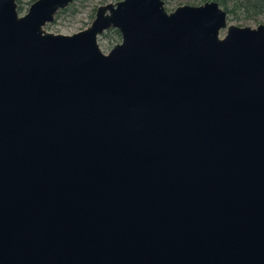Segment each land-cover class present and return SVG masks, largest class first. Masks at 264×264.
Returning a JSON list of instances; mask_svg holds the SVG:
<instances>
[{
	"label": "water",
	"instance_id": "obj_1",
	"mask_svg": "<svg viewBox=\"0 0 264 264\" xmlns=\"http://www.w3.org/2000/svg\"><path fill=\"white\" fill-rule=\"evenodd\" d=\"M72 1L0 0V264H264V23Z\"/></svg>",
	"mask_w": 264,
	"mask_h": 264
},
{
	"label": "rangeland",
	"instance_id": "obj_2",
	"mask_svg": "<svg viewBox=\"0 0 264 264\" xmlns=\"http://www.w3.org/2000/svg\"><path fill=\"white\" fill-rule=\"evenodd\" d=\"M119 0H77L75 3L74 8H76V12L74 14L64 13L61 14L59 17L55 18L53 22L47 24L45 26V29L47 31L53 32V33H61V34H73L77 31H80L87 26L90 25L94 18L95 10L98 6L106 3H115ZM164 6L167 11H172L176 7L184 4L189 5H200L204 2L199 3L198 0H163ZM31 2H28L27 0H24L22 2V9L20 14H24ZM228 24H235L238 26H250V27H256L259 23H264V17H259L255 20L250 21H235L232 19H227ZM225 29L221 30L220 35L222 36L225 33ZM121 40V39H120ZM120 40L117 41H111L108 37H104L101 35L98 38V43L101 48V50L104 53H107L113 45L120 42Z\"/></svg>",
	"mask_w": 264,
	"mask_h": 264
},
{
	"label": "trees",
	"instance_id": "obj_3",
	"mask_svg": "<svg viewBox=\"0 0 264 264\" xmlns=\"http://www.w3.org/2000/svg\"><path fill=\"white\" fill-rule=\"evenodd\" d=\"M24 0H16L17 10L20 13L22 9V2ZM33 2L34 0H27ZM77 0H73L67 7L59 10L55 18L64 13L74 14L77 10L75 6ZM199 3L212 1V0H198ZM216 1L220 7H222L227 13V19L235 21H250L259 17H264V0H213ZM104 37H108L111 41H117L121 39L120 32L115 28H109L103 34Z\"/></svg>",
	"mask_w": 264,
	"mask_h": 264
}]
</instances>
